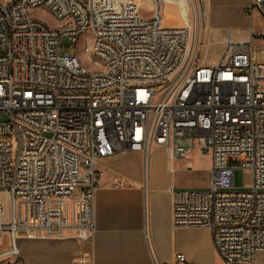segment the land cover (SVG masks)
I'll return each instance as SVG.
<instances>
[{
	"label": "built area",
	"instance_id": "built-area-1",
	"mask_svg": "<svg viewBox=\"0 0 264 264\" xmlns=\"http://www.w3.org/2000/svg\"><path fill=\"white\" fill-rule=\"evenodd\" d=\"M151 1L147 16L136 0H0V233L51 239L71 231L87 241L102 160L140 152L146 166L158 151L171 162L197 149L211 158L210 185L170 191L173 228L209 230L221 264H257L264 62L254 45L264 33L251 28L239 41L228 33L217 64L203 66L200 18L165 25L161 1ZM248 9L264 20V0ZM65 40L104 69L62 53ZM238 169L251 172L250 187H236ZM173 264L195 263L177 253Z\"/></svg>",
	"mask_w": 264,
	"mask_h": 264
},
{
	"label": "crops",
	"instance_id": "crops-1",
	"mask_svg": "<svg viewBox=\"0 0 264 264\" xmlns=\"http://www.w3.org/2000/svg\"><path fill=\"white\" fill-rule=\"evenodd\" d=\"M161 3L167 13L168 3ZM171 8L169 12L174 11ZM179 27L186 26L181 23ZM196 152L168 162L166 152L158 151L148 169L140 152H122L102 160L93 236L79 241L71 231L51 239L0 233V264H153L151 251L164 264H173L177 253H184L192 263L209 264L201 255L215 253L209 230L172 226L170 191L194 186L198 176L192 157ZM207 173L203 184L209 186L211 160Z\"/></svg>",
	"mask_w": 264,
	"mask_h": 264
},
{
	"label": "rangeland",
	"instance_id": "rangeland-1",
	"mask_svg": "<svg viewBox=\"0 0 264 264\" xmlns=\"http://www.w3.org/2000/svg\"><path fill=\"white\" fill-rule=\"evenodd\" d=\"M165 4L168 3V11L165 14L162 9V15L168 26H191L198 18L201 20V36L204 42L200 54L201 64L203 66H214L219 61L224 49V40L231 33L234 41L247 40L250 37V29H253L254 34L264 33V20L256 13H251L248 9L250 0H160ZM193 1V3H192ZM141 5L143 13L150 15L152 7L151 0H136ZM173 7L172 12H169ZM33 15L46 22L52 27L56 23L51 14L44 9H36ZM68 40L63 42L62 53L76 55L81 64L86 68L94 71L103 70V66H94L90 56L84 53V46L78 44L73 48ZM254 51L258 59L264 62V43L261 39L255 38ZM6 119V116L3 117ZM177 144L181 145H196L189 142L188 139H178ZM194 167L197 173H194L198 178L194 179L193 187L196 189L207 188L209 161L210 156L193 154ZM210 158V160H209ZM149 163L145 167L148 168ZM200 181L198 182L197 180ZM200 183V184H197ZM252 184V174L248 170L238 169L235 172V185L238 188H248ZM210 185V182L209 184ZM192 187V188H193ZM202 230V229H201ZM197 236H201L204 232H196ZM209 259V264H221V259L218 254L213 252H204L201 254ZM257 264H264V251L257 254ZM205 264V263H201Z\"/></svg>",
	"mask_w": 264,
	"mask_h": 264
},
{
	"label": "bare ground",
	"instance_id": "bare-ground-1",
	"mask_svg": "<svg viewBox=\"0 0 264 264\" xmlns=\"http://www.w3.org/2000/svg\"><path fill=\"white\" fill-rule=\"evenodd\" d=\"M192 3H193V1H192ZM139 5H140V4H139ZM163 5H164V4H163ZM140 6H141V5H140ZM167 10H168V9H167ZM164 13H166V11H164ZM164 24L167 25L165 19H164Z\"/></svg>",
	"mask_w": 264,
	"mask_h": 264
}]
</instances>
